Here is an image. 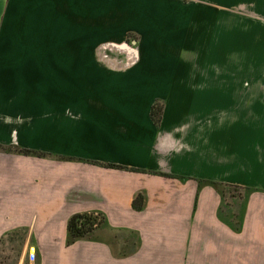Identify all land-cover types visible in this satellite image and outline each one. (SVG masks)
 <instances>
[{"label": "crops", "instance_id": "0c3cea01", "mask_svg": "<svg viewBox=\"0 0 264 264\" xmlns=\"http://www.w3.org/2000/svg\"><path fill=\"white\" fill-rule=\"evenodd\" d=\"M0 145V264H264V0H0Z\"/></svg>", "mask_w": 264, "mask_h": 264}, {"label": "trees", "instance_id": "16d2710c", "mask_svg": "<svg viewBox=\"0 0 264 264\" xmlns=\"http://www.w3.org/2000/svg\"><path fill=\"white\" fill-rule=\"evenodd\" d=\"M163 109H164V102L161 100H156L151 106L149 116L155 127H159L161 123ZM0 152H6V153H12V154H18L24 156H32L37 158H44L48 156L40 151L20 149L15 146L3 147L0 145ZM90 163L110 169L129 171V172H144L138 169L128 168L116 164L96 163L92 161H90ZM148 174L157 175L166 178H174L173 175L160 173V172H148ZM204 185L211 186L214 190H216V192L219 194L221 198L222 205H223V201H225L226 196H228L229 198L241 200L240 211L237 214H233L232 217H230V219L227 220V223L230 226V228L234 232H239L242 226L246 202L249 196L256 190L249 187L228 185L213 181H198V189H200ZM145 199L146 197L144 193L136 194L132 200V209L134 211H142L145 207ZM222 209L223 208L220 206V209L218 211V217L220 218H222L221 217ZM105 222H106L105 217L101 213L83 212V213L73 214L67 221L66 246H69L78 240L87 239L94 230L102 226Z\"/></svg>", "mask_w": 264, "mask_h": 264}, {"label": "built area", "instance_id": "2783aa9c", "mask_svg": "<svg viewBox=\"0 0 264 264\" xmlns=\"http://www.w3.org/2000/svg\"><path fill=\"white\" fill-rule=\"evenodd\" d=\"M36 261V253L34 249H32L28 254V263L27 264H35Z\"/></svg>", "mask_w": 264, "mask_h": 264}, {"label": "rangeland", "instance_id": "374dc122", "mask_svg": "<svg viewBox=\"0 0 264 264\" xmlns=\"http://www.w3.org/2000/svg\"><path fill=\"white\" fill-rule=\"evenodd\" d=\"M225 202H226V203L231 202V200H230V198H229L228 196H226ZM236 205H237L238 210H239V208H240V201H239Z\"/></svg>", "mask_w": 264, "mask_h": 264}]
</instances>
